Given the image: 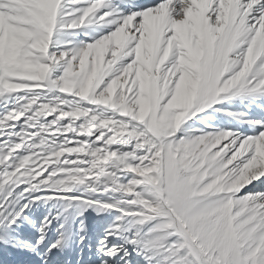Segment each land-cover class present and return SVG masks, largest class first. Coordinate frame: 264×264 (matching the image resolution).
Masks as SVG:
<instances>
[{
	"label": "snow or ice",
	"instance_id": "obj_1",
	"mask_svg": "<svg viewBox=\"0 0 264 264\" xmlns=\"http://www.w3.org/2000/svg\"><path fill=\"white\" fill-rule=\"evenodd\" d=\"M0 247L264 264V0H0Z\"/></svg>",
	"mask_w": 264,
	"mask_h": 264
},
{
	"label": "bare ground",
	"instance_id": "obj_2",
	"mask_svg": "<svg viewBox=\"0 0 264 264\" xmlns=\"http://www.w3.org/2000/svg\"><path fill=\"white\" fill-rule=\"evenodd\" d=\"M89 214L90 213H88V215ZM85 215L88 216L87 213H85ZM101 220H102V218H100L99 222H101ZM29 231H31V230L29 229ZM19 253L22 255L21 257H24L23 256L24 252L22 254L17 249H9V250H7V254L5 255V254H3L2 247H0V264H8V262L11 261L13 258H17Z\"/></svg>",
	"mask_w": 264,
	"mask_h": 264
},
{
	"label": "rangeland",
	"instance_id": "obj_3",
	"mask_svg": "<svg viewBox=\"0 0 264 264\" xmlns=\"http://www.w3.org/2000/svg\"><path fill=\"white\" fill-rule=\"evenodd\" d=\"M87 215H88V213H87ZM85 216H86V215H85ZM99 220H100V217H96V221L99 222ZM21 235H23V233H22ZM20 252L23 254L22 251H20ZM26 255L28 256L29 253L24 252V255H23V256L26 257Z\"/></svg>",
	"mask_w": 264,
	"mask_h": 264
}]
</instances>
